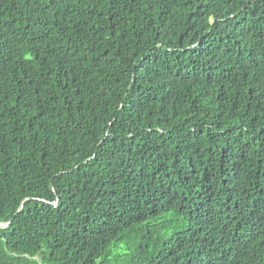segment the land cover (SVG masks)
Returning <instances> with one entry per match:
<instances>
[{
	"label": "trees",
	"instance_id": "16d2710c",
	"mask_svg": "<svg viewBox=\"0 0 264 264\" xmlns=\"http://www.w3.org/2000/svg\"><path fill=\"white\" fill-rule=\"evenodd\" d=\"M0 264H264V0H0Z\"/></svg>",
	"mask_w": 264,
	"mask_h": 264
}]
</instances>
